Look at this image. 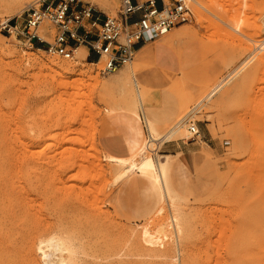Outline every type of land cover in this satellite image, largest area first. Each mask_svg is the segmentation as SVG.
Instances as JSON below:
<instances>
[{"label":"rangeland","instance_id":"rangeland-1","mask_svg":"<svg viewBox=\"0 0 264 264\" xmlns=\"http://www.w3.org/2000/svg\"><path fill=\"white\" fill-rule=\"evenodd\" d=\"M82 1L102 17L121 8V0ZM187 2L194 21L172 46L192 43L198 60L166 68L181 112L167 126L155 123L151 151L159 164L168 160L172 206L147 176L117 183L122 168L109 159L133 153L114 119L139 120V97L149 112L154 90L137 76L151 63L136 57L103 75L77 53L51 55L2 29L21 26L38 0H0V264H72L45 243L42 255L51 236L77 242L74 264H264V0ZM62 64L74 68L63 75L66 87L54 71ZM191 123L201 136L191 138ZM178 141L196 142L189 166L164 155ZM144 227L158 244L144 243Z\"/></svg>","mask_w":264,"mask_h":264},{"label":"built area","instance_id":"built-area-1","mask_svg":"<svg viewBox=\"0 0 264 264\" xmlns=\"http://www.w3.org/2000/svg\"><path fill=\"white\" fill-rule=\"evenodd\" d=\"M194 18L187 0H121L117 15L103 17L82 0H38V6L26 9L21 26L7 21L2 29L67 60L86 46L97 57L91 63L98 65L101 74L109 75L133 62L140 41L165 35ZM188 129L191 138L200 136L196 123Z\"/></svg>","mask_w":264,"mask_h":264},{"label":"crops","instance_id":"crops-1","mask_svg":"<svg viewBox=\"0 0 264 264\" xmlns=\"http://www.w3.org/2000/svg\"><path fill=\"white\" fill-rule=\"evenodd\" d=\"M158 1L161 3V0ZM183 25L175 27L176 30L173 31V33L170 34L166 40L148 36L145 40L140 41L136 45L137 55H135V58L137 57V60L139 61L151 63L148 66H144L139 71L137 77L147 87L154 90L152 93L154 95L152 96V105L149 107V115L159 127H164L173 123L181 112V102L177 95L169 88L172 81L171 76L168 72H166V68L169 70L174 69L176 71H182L188 69L198 60L197 53L193 48L192 43L188 44L183 41L184 43L178 44L182 48L174 49L173 47L175 43L182 42V39L178 38L176 33L182 32L183 29L181 28ZM188 46L191 49H187ZM84 47L87 50V54L90 56L88 60L90 62L96 61V55L90 53L86 46ZM140 116L141 118L139 117V120L134 116L119 117L114 119L116 122L115 125L119 128L120 134H122L124 138L128 139L130 148L133 142L132 137L135 134L136 129L142 130L143 137L145 135V131L141 123H143V126L146 130H148L143 111L140 112ZM200 130L201 129L199 128L201 136L202 130ZM145 137L147 138L148 134ZM197 151L198 148L196 147V142L190 141H178L173 144L166 145L163 149V152L165 153L164 155L173 157L178 156V159L184 165L187 164L188 166L195 160Z\"/></svg>","mask_w":264,"mask_h":264},{"label":"bare ground","instance_id":"bare-ground-1","mask_svg":"<svg viewBox=\"0 0 264 264\" xmlns=\"http://www.w3.org/2000/svg\"><path fill=\"white\" fill-rule=\"evenodd\" d=\"M257 48H259V46ZM76 53L78 54V57H79V55L82 58H86L85 55L87 56V50L83 46L79 47L76 50ZM72 67H73V65H72ZM73 69L69 65L62 64V65H59L57 67V69L54 70L55 73H56V75H60L61 76L60 83H59L60 85H62L63 87H66L67 84H70L68 82V79H66L65 77H63V75L65 73H71V72H73L74 71ZM81 72H79V73H81ZM83 73H85V72H83ZM83 73H81L80 75H84ZM228 77L229 76L227 75L216 86V88H214L207 95V97H211L213 95V93L216 91V89H219L220 86L226 81V79ZM89 85H91V84H89ZM80 91H81V89H80ZM138 99H139L138 100V103L141 106L142 111L145 114L144 117H145V120L146 121L145 120L144 121L146 122V124L148 126L147 129H148L149 138L143 137L142 130L136 129L135 130V134L132 137L133 138V142H132L131 150L133 151V153L130 156H128V157H121V158L120 157L113 156V155H110L109 156L110 161H116V162H118L121 165V168H122L121 171L115 176V181L117 183H119L125 177H127V176H129L131 174H136V175L139 174V175L147 176L148 178H150V180L153 183V185L155 186V188L158 189V192H159V195H160V198H161L160 199L161 203H162V201L164 199H166L165 201H170L171 202V205L174 206L175 200H174V198L172 196V192L170 190L169 182H168V163H167L168 160L164 159L162 161V165H161V163L159 164L158 156L156 154L154 155L153 153H151V151L154 152V149L152 147L154 146V144L160 138L159 137L160 135L158 136V134H159L158 133V129H157L158 127H157V125H155V122L151 119V117L149 115V112L147 111L148 106H147L146 101L142 97H139ZM135 114L137 115V112H135ZM187 132L188 133L190 132L189 129L187 130ZM162 211H163V206H160L157 209L156 213L157 212L160 213ZM171 220H172L173 226L177 230L178 227H179V222H178L177 216L176 215H173L172 218H171ZM150 229L148 227H144L143 228L142 234H141L142 235L141 236L142 237V240H144V243H146L148 245H156V244H158V242L160 240L159 239V236L155 235V233L153 234L150 231ZM44 243L47 244V246L50 247L51 249H53L54 251L57 250V251H60L61 252V258L60 259H61V262L62 263H64L65 261L67 262V260H68L69 262H71L72 264H74L75 261H77L76 259H77V255L79 253V248H78V245H77V242L76 241H73L71 239H63L61 237H55V236L52 237L51 236V238H49L48 240L43 241V243H42V245L40 247V249L42 251V255L44 257H47L49 255H48V253H47V251L45 249V246L43 245ZM65 253H66V255H64Z\"/></svg>","mask_w":264,"mask_h":264}]
</instances>
